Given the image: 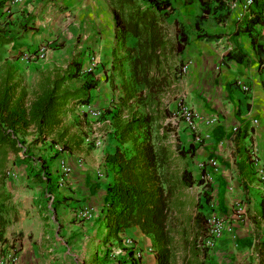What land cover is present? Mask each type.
<instances>
[{
  "label": "crops",
  "instance_id": "0c3cea01",
  "mask_svg": "<svg viewBox=\"0 0 264 264\" xmlns=\"http://www.w3.org/2000/svg\"><path fill=\"white\" fill-rule=\"evenodd\" d=\"M202 1H209L210 17L200 21L204 8ZM8 2L12 19L30 15L38 27L46 26L44 18L48 13H59L56 16L66 18L65 24L73 25L80 34L84 32L87 41H94L101 58L107 59L108 52L113 53L118 44L108 0ZM226 2L227 6H220L216 0H197L190 12L186 6L177 8L172 0L175 11L170 15L168 25L174 29L177 43L181 34L187 37L180 54L183 62L182 72L178 74L180 79L172 88H176L174 93L194 109L197 131L194 135L181 124L175 126L171 115L164 122L172 125L174 132L171 135L179 136L185 150H194V157L187 159L194 162L195 168L201 167V176L189 171L196 180L204 175L212 177L210 192L217 204V212L231 220V231L218 241L215 252L210 248L211 264H264V187L258 181L257 167L250 154L254 149L264 168V65H261L264 26L250 23L264 8V0H255L249 7H246L247 0ZM254 40L263 51L254 47ZM103 42L111 45V49L103 48ZM85 58L89 60L87 67L91 60L95 66L99 60L92 52H87ZM185 66L187 69L183 72ZM239 81L248 85V92L242 89ZM104 83V87L99 86L91 94L92 103L110 101L112 91ZM119 120L124 121L118 119L117 122ZM114 134L111 130L108 136ZM196 136H200L199 142L195 140ZM116 148H105L106 155L114 153ZM74 159L73 155H67L73 170L70 189H57L50 198L43 191L45 183L34 182L25 166L16 170L10 185L16 189L14 200L18 215L5 226L0 236V253L18 251L16 264H59L65 254L88 253L86 244L91 239L86 240V234H90L97 222L106 231L105 214L111 201L108 188L115 181V173L105 158L100 168L99 162L92 165L86 161L79 166L81 160L76 162ZM99 171L104 175L98 177ZM76 206H86L84 209L91 213L84 228L71 211ZM49 209L59 214L57 228L46 220L45 210ZM129 230L143 233L139 227ZM68 240L70 243L66 244ZM82 243L85 246L80 247Z\"/></svg>",
  "mask_w": 264,
  "mask_h": 264
},
{
  "label": "trees",
  "instance_id": "16d2710c",
  "mask_svg": "<svg viewBox=\"0 0 264 264\" xmlns=\"http://www.w3.org/2000/svg\"><path fill=\"white\" fill-rule=\"evenodd\" d=\"M109 1L118 44L125 48L130 38L136 40L135 47L128 51L131 76L122 84V103L127 106L137 100L146 107V112L135 110L129 119L115 123L114 136L121 144L132 143L133 148L128 152L117 147L114 153L105 156L106 164L115 173V181L108 188L111 201L105 214L106 242L114 240L122 244L120 234L123 230L139 227L154 239L157 264H211L210 247L205 241L209 226L202 212L204 204L201 198L196 203V215L188 216L186 211L189 189L200 186L208 195V175L196 180L191 171L174 164V154L187 159L194 157V150H185L177 134L176 142L171 145L169 136L174 130L172 125L164 122L170 115L172 117V112L164 104L163 98L166 91L180 79L178 74L182 72L183 63L180 54L187 37L181 34V40L177 43L165 32L167 19L175 11L172 0ZM216 1L220 6H227V0ZM208 2H201L204 8L200 21L210 17ZM3 3L0 1V9ZM250 23H262L264 26V8ZM9 42L11 39L0 36V44ZM253 44L259 52L263 51L255 40ZM176 61H179L178 64ZM261 65H264V60H261ZM78 69L80 65H77ZM65 80L62 76L42 79L36 98L28 107L24 104L25 94L17 97L13 85L5 81L0 87L2 186L10 155L18 156L24 149L28 143L25 137L32 132L37 142H46L61 125V113L68 101L80 99L84 93L99 87L98 82L92 79L85 81L80 89L70 90L64 87ZM64 136V133H58L53 141L61 143ZM71 149L70 142L63 143V153ZM40 171L48 175L47 179L37 174L36 182L50 183L51 173L46 160H42ZM6 199L0 193V236L6 226L3 218ZM211 199L207 196L206 203H210ZM69 264H98V260L95 256L90 261L79 263L74 260Z\"/></svg>",
  "mask_w": 264,
  "mask_h": 264
},
{
  "label": "rangeland",
  "instance_id": "374dc122",
  "mask_svg": "<svg viewBox=\"0 0 264 264\" xmlns=\"http://www.w3.org/2000/svg\"><path fill=\"white\" fill-rule=\"evenodd\" d=\"M49 1L47 0V3H50ZM173 3L177 8L186 6L192 12L197 0H173ZM56 14L59 13H48L47 18H44L46 26L38 27L34 22V17L30 15L28 18L20 15L19 18L12 19L10 3L8 0H4L2 9H0V36L11 39V42L0 44V87L7 81L10 85L14 86L17 97L22 93L25 94L24 104L26 107L36 98L42 79L49 76L52 78L57 76L66 78L64 87H68L70 90L80 89L87 80L94 79L98 82L99 86L103 87L104 82H106V85L112 91V97L106 104H101L97 101L92 103L91 94L95 92V90H92L84 93L80 99L68 101L65 107H63L61 113L63 121L56 129L55 135L52 134L49 136L46 142H37L35 135L31 132L25 137L28 143L18 156L14 154L10 155V162L6 165L7 175L3 186L0 181V193L7 197L3 217L6 225L8 223L11 224L14 216L18 215L17 209L15 208L17 204L14 200L16 189L10 185V181L14 179V174H16V170L20 166H25L28 170L29 177L33 178L34 182H36L37 174L47 179L48 175L40 171L42 160H46L49 164L52 181L45 183L46 187L43 191L50 198L57 189L68 190L72 184L71 176L73 170L68 164L67 155H73L76 162L77 160H81L78 163L79 166L89 161L92 165L99 162L98 167H102L106 156L105 148L109 149V147L113 148L117 146L128 152L133 148L130 142L121 144L116 136H108L111 130L115 132V123L117 120L128 119L135 110H138L140 113L146 112V107L141 102L138 103L137 100H133L127 106L122 103L124 97L122 84L126 77L128 79L130 78L131 74V70H129L130 53L128 51L135 47L136 40L130 38L125 48L118 47L117 44L113 53L111 51L108 52L109 57L107 59L103 58L104 56L101 58L99 51L95 49L94 41L90 39L87 41L84 32L80 34V30H75L73 25L65 24L66 18L58 17ZM168 19L164 27L165 32L174 41L175 31L168 25ZM82 29L84 30L85 28ZM88 33H91L90 30ZM88 33L86 31L85 34L88 36ZM102 44L103 48L106 46L107 49L111 46H107L104 42ZM43 46L48 49L45 59H34L27 62L22 59ZM87 52H92L94 55L99 56L96 66L93 64V60H91L90 65L87 67L86 64L89 61L85 58ZM178 62L176 61V64ZM82 64V68L77 70V65ZM175 89H168L163 98L164 104L169 105V108H171L172 115L177 111L179 105L184 102L178 96V93H174ZM83 100H90V102L83 103ZM131 105L132 107L130 108ZM96 111L101 112L102 115L95 116L94 113ZM172 123L177 126L179 122L172 120ZM58 133L65 134L61 143H55L53 141V138ZM106 136L109 138H105ZM64 142H70L72 149L70 152L65 151V155L60 157L61 154H64L62 152ZM169 142L171 145H174L176 142L174 135L169 136ZM97 149L100 151L97 152ZM171 149L173 152L175 151L174 146ZM172 159L174 164L179 168H186L193 171L195 176H201V167L195 168L192 160L182 159L177 154H174ZM97 175L101 177L104 173L99 171ZM62 180H65L64 183ZM61 182L64 186L59 188ZM209 183H212V179ZM207 196L212 198L210 203H206L205 201ZM207 196L200 186H195L188 190V205L186 207L188 216L196 215V203L200 198L204 204L203 211L202 209L201 211L204 212L206 218L212 213L219 214L212 192L209 191ZM66 207L69 208V206ZM85 207L76 206L71 209L74 213V219L79 224H83L82 228L86 225L84 223L91 218L90 211L87 208L85 210ZM45 211L46 220L50 221L49 225L57 228L59 225L57 221L60 219L59 214L50 209ZM221 216L229 222L230 226L231 220L228 217ZM86 231H90V229L86 228ZM91 232L90 234H86L88 236L86 240L91 239V242L89 241L86 244L89 249L88 253H75L77 255L74 256L65 254L62 260L59 261V264H69L74 260L82 263L83 261H90L95 256H97L98 264H154V261L157 264L156 248L154 247V239L152 236L140 233V231L125 229L120 234L123 239L122 244L114 240L106 242L107 229L105 231L99 222L95 224ZM218 241L216 240L210 245L211 252H215L214 249H216ZM69 243V240L66 241V244ZM83 246H85L84 243L80 247Z\"/></svg>",
  "mask_w": 264,
  "mask_h": 264
},
{
  "label": "built area",
  "instance_id": "2783aa9c",
  "mask_svg": "<svg viewBox=\"0 0 264 264\" xmlns=\"http://www.w3.org/2000/svg\"><path fill=\"white\" fill-rule=\"evenodd\" d=\"M254 2L255 0H247L246 7L253 5ZM47 53H48V49L45 46H43L37 49L35 52H32L31 54L23 57L22 59H24L25 62L34 60V59H45V57L47 56ZM186 69L187 67L185 66L183 68V72ZM238 84L242 87V89L245 92H248L249 90L248 85H246L242 81H239ZM94 115L101 116L102 114L101 112L96 111ZM172 117H173L172 118L173 120L179 122L178 124H181L187 130L194 132V135H195L197 131V126H196L197 117L192 107L187 105L185 102H182L179 105V108L177 109V111L172 115ZM195 140L199 142L201 140L200 136H196ZM250 154H251V159L253 160V162L256 164V167H257L256 173L258 176V181L264 187V168L260 166L257 153L254 149L250 150ZM213 164L216 165L215 162H213ZM210 180H211V176H207L206 182H209ZM64 181L65 180H62L63 183ZM62 182L59 184V188L64 186L62 185ZM207 221H208V226H209V234H208L209 237L207 238L206 243L211 248L210 245L213 244L216 240H220L221 238H223L228 231H231V228L229 226V222L224 217L216 213H212L210 216H208ZM17 260H18V255L16 251L0 253V264H16Z\"/></svg>",
  "mask_w": 264,
  "mask_h": 264
}]
</instances>
